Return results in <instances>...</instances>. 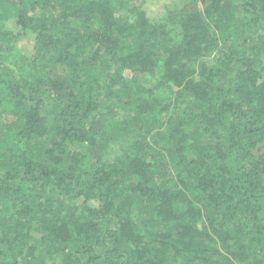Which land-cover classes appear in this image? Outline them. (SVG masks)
<instances>
[{
	"label": "trees",
	"instance_id": "trees-1",
	"mask_svg": "<svg viewBox=\"0 0 264 264\" xmlns=\"http://www.w3.org/2000/svg\"><path fill=\"white\" fill-rule=\"evenodd\" d=\"M0 264H264V0H0Z\"/></svg>",
	"mask_w": 264,
	"mask_h": 264
},
{
	"label": "rangeland",
	"instance_id": "rangeland-1",
	"mask_svg": "<svg viewBox=\"0 0 264 264\" xmlns=\"http://www.w3.org/2000/svg\"><path fill=\"white\" fill-rule=\"evenodd\" d=\"M138 2H142L143 8L146 9L149 16L152 19L157 20L158 18L164 17L168 14V10L170 7L174 8L176 6H181L184 4V1L189 0H136ZM58 2H63V0H57ZM173 3V5H171ZM168 4V5H167ZM11 26L13 28H17V25L14 21H11ZM19 46H21V49L25 52V54H28L29 56H34L36 54V50L34 48V41L31 38L23 37L19 39ZM13 124L15 126H19L21 123H19V120H17L16 117L12 115H8L5 118L4 125Z\"/></svg>",
	"mask_w": 264,
	"mask_h": 264
}]
</instances>
